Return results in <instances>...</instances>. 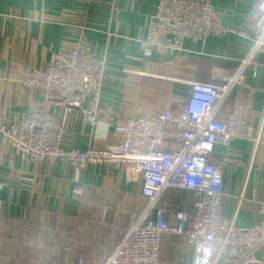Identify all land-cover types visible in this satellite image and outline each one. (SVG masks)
<instances>
[{"label":"crops","instance_id":"obj_1","mask_svg":"<svg viewBox=\"0 0 264 264\" xmlns=\"http://www.w3.org/2000/svg\"><path fill=\"white\" fill-rule=\"evenodd\" d=\"M211 1L223 25L246 30L249 37L212 35L205 43L185 41L179 52L153 47L147 57L141 41L157 0H0V121L17 122L38 107L71 131L67 148L84 151L117 142L114 126L129 116L178 109L189 94L180 80L212 82L216 69L231 73L254 43L260 0ZM79 38L105 69L94 127L79 111L43 105L39 91L24 84L53 52ZM257 62L262 68L247 67L225 110L248 107L255 128L262 123L261 141L234 138L228 145L216 143L212 154L223 173V214L241 230L256 222L264 201L263 54ZM142 186L120 166L77 169L58 158L36 163L0 147V264L104 262L146 210ZM192 198L167 191L162 201L184 207ZM193 255L185 237L163 235L162 263L190 264ZM255 257L252 264H264L260 251Z\"/></svg>","mask_w":264,"mask_h":264},{"label":"built area","instance_id":"obj_2","mask_svg":"<svg viewBox=\"0 0 264 264\" xmlns=\"http://www.w3.org/2000/svg\"><path fill=\"white\" fill-rule=\"evenodd\" d=\"M257 10L254 43L233 72L216 69L212 82L180 80L189 94L178 109L168 106L127 117L114 126L117 142L102 149L67 148L64 141L71 131L38 107L17 122L0 121V147L36 163L58 158L77 169L88 164L120 166L134 181H142L146 210L109 257L94 264H167L160 261L164 234L185 237L194 252L190 264H252L257 251L264 259V201L259 202L256 222L239 229L223 214V173L212 160L216 143L228 145L234 138L255 145L261 141L262 123L255 128L248 107L225 110L231 93L244 84L247 67L262 68L257 57L264 55V0ZM228 34L249 37L246 30L223 25L211 0H157L141 46L148 57L156 46L179 52L187 40L205 43L212 35ZM104 82V64L79 38L53 52L24 84L39 91L43 105L68 114L79 111L94 127ZM167 191L189 192L193 198L183 202L184 207L182 202L168 205L162 201ZM77 264L85 262L79 259Z\"/></svg>","mask_w":264,"mask_h":264}]
</instances>
